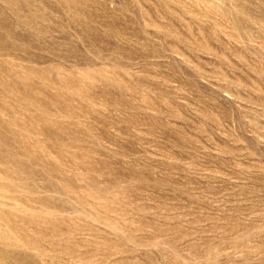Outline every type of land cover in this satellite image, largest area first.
I'll use <instances>...</instances> for the list:
<instances>
[{
    "label": "rangeland",
    "instance_id": "374dc122",
    "mask_svg": "<svg viewBox=\"0 0 264 264\" xmlns=\"http://www.w3.org/2000/svg\"><path fill=\"white\" fill-rule=\"evenodd\" d=\"M0 264H264V0H0Z\"/></svg>",
    "mask_w": 264,
    "mask_h": 264
}]
</instances>
